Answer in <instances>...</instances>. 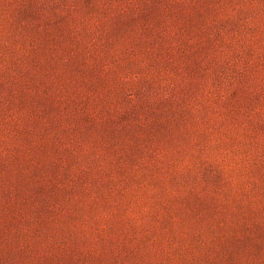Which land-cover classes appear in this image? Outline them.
I'll return each instance as SVG.
<instances>
[{"label": "rangeland", "instance_id": "1", "mask_svg": "<svg viewBox=\"0 0 264 264\" xmlns=\"http://www.w3.org/2000/svg\"><path fill=\"white\" fill-rule=\"evenodd\" d=\"M0 264H264V0H0Z\"/></svg>", "mask_w": 264, "mask_h": 264}]
</instances>
